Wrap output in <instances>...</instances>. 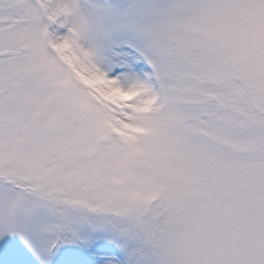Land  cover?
Returning a JSON list of instances; mask_svg holds the SVG:
<instances>
[{
  "label": "snow or ice",
  "instance_id": "obj_1",
  "mask_svg": "<svg viewBox=\"0 0 264 264\" xmlns=\"http://www.w3.org/2000/svg\"><path fill=\"white\" fill-rule=\"evenodd\" d=\"M0 264H264V0H0Z\"/></svg>",
  "mask_w": 264,
  "mask_h": 264
}]
</instances>
